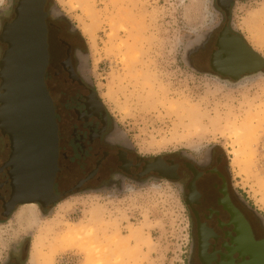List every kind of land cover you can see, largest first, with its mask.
Masks as SVG:
<instances>
[{
  "label": "rangeland",
  "instance_id": "rangeland-1",
  "mask_svg": "<svg viewBox=\"0 0 264 264\" xmlns=\"http://www.w3.org/2000/svg\"><path fill=\"white\" fill-rule=\"evenodd\" d=\"M54 1L85 43L87 76L140 155L198 154L219 146L231 158L238 186L264 214V75L224 83L195 73L184 60L211 27L213 0ZM10 3L0 0V15ZM236 16L239 30L264 56V0L239 4ZM243 139L256 145L242 147ZM173 192L169 183L153 181L128 184L121 193L67 198L40 216L46 229L39 264L49 258L51 264H187L189 214ZM20 235L15 221L0 225V264L30 238L29 264L39 234Z\"/></svg>",
  "mask_w": 264,
  "mask_h": 264
},
{
  "label": "flooded vegetation",
  "instance_id": "flooded-vegetation-1",
  "mask_svg": "<svg viewBox=\"0 0 264 264\" xmlns=\"http://www.w3.org/2000/svg\"><path fill=\"white\" fill-rule=\"evenodd\" d=\"M252 1L256 0H213L211 27L188 50L195 73L233 84L254 77L247 72L255 67L264 73V65L253 60L247 50L251 45L235 24L238 5ZM20 2L11 0L0 15V225L15 221L24 207L11 206L12 168L8 163L12 143L5 131L4 112L11 82L4 71L10 50L8 35L21 14L23 37L39 40L45 36L46 41L44 82L59 138L53 199L61 198V203L76 195L121 193L128 184L165 181L183 199L189 214L187 264H254V252L264 254V214L238 186L228 153L214 145L198 154L140 155L122 135L86 74L89 55L77 27L54 0H27L22 7ZM59 204L35 206L47 216ZM30 242V238L23 240L7 264H25Z\"/></svg>",
  "mask_w": 264,
  "mask_h": 264
},
{
  "label": "water",
  "instance_id": "water-1",
  "mask_svg": "<svg viewBox=\"0 0 264 264\" xmlns=\"http://www.w3.org/2000/svg\"><path fill=\"white\" fill-rule=\"evenodd\" d=\"M26 2L21 0L20 7ZM21 23L20 14L10 27V50L4 59V71L11 81L7 86L8 96L4 108L5 131L12 143L8 163L12 168L11 206L42 204L46 208L49 204L56 205L61 201V198L53 199L54 182L59 171L58 128L44 82L48 62L45 36L39 40H26L20 30ZM247 50L254 61L264 65L263 55L251 46H247ZM190 53L187 50L184 60L194 71ZM247 73L253 76L264 74L261 67H255ZM38 212L45 217L40 210ZM253 259L254 264H264V254L259 251L254 252ZM25 264H28V260Z\"/></svg>",
  "mask_w": 264,
  "mask_h": 264
},
{
  "label": "bare ground",
  "instance_id": "bare-ground-1",
  "mask_svg": "<svg viewBox=\"0 0 264 264\" xmlns=\"http://www.w3.org/2000/svg\"><path fill=\"white\" fill-rule=\"evenodd\" d=\"M248 130H249L248 128L243 129L242 137L247 138L249 136ZM255 145H256V142L253 141L250 143L249 142L246 143L244 139L242 140V144H241L242 147H246L248 149L253 148V146ZM242 147L241 149H239V151L235 152L236 159H240L241 154L244 151ZM15 219H16L15 220L16 226L21 231L20 237H23V236H30V237L33 236L34 237L35 234H39L34 238L35 247L30 255V260H29V264H39L38 262V246L39 245L38 244L39 242L41 243L40 241L41 235L43 231L46 229V226L44 223H42L40 214L36 206L28 205V206L22 207L20 211L18 212V214L16 215ZM70 240H72V236L68 235L65 239V242L67 243V245L69 244ZM51 262H52V258H49L48 260L44 261L42 264H51Z\"/></svg>",
  "mask_w": 264,
  "mask_h": 264
}]
</instances>
